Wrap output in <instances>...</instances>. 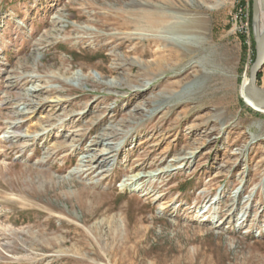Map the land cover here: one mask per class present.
Returning a JSON list of instances; mask_svg holds the SVG:
<instances>
[{
	"label": "rangeland",
	"instance_id": "obj_1",
	"mask_svg": "<svg viewBox=\"0 0 264 264\" xmlns=\"http://www.w3.org/2000/svg\"><path fill=\"white\" fill-rule=\"evenodd\" d=\"M255 60L253 0H0V264H264Z\"/></svg>",
	"mask_w": 264,
	"mask_h": 264
},
{
	"label": "bare ground",
	"instance_id": "obj_2",
	"mask_svg": "<svg viewBox=\"0 0 264 264\" xmlns=\"http://www.w3.org/2000/svg\"><path fill=\"white\" fill-rule=\"evenodd\" d=\"M258 2L260 3L259 4V8L260 9H259V12L257 13V16H256L255 21H254L255 22L254 23V32L257 31L258 36L260 37L263 34V32H264V0H258ZM152 16H155V15H151V17ZM161 17H163V16H161ZM161 17H160V19H161ZM161 22H162V20H155V22H153V23L159 25V24H161ZM186 26H189V25H186ZM176 34L178 36L180 35V39H183V41H185V40H189L187 36H189L191 34V31L190 30H180ZM205 80L206 79H203V80L197 79L194 82H192L191 84L185 86V88L182 91L183 94L184 95H190V94H193V93L202 91L205 88ZM249 80H250V78H249ZM249 80H248V82H249ZM248 82H247V84H248ZM247 84L244 86V92H245V89H246ZM106 85L111 86V87H116L118 85V83L115 82V81H107L106 82ZM149 85H150V83L148 85H146L145 88H147ZM167 99H169V96L166 97V98H164V99H162V100H160L159 102H157L155 104L156 108L159 107V106H161ZM245 99H246L247 103L249 105H251L252 107H254V108L258 109V110H264V108H257L254 105V103L248 98L246 92H245ZM109 130H112V129L107 128L105 130H102L101 133H100V135L97 137L96 141L93 143V145H99L100 144V145L104 146V148H105V150L107 152L111 150V147H110L111 145L109 143V141L111 139V135L108 133ZM196 154H198V152H189L185 156H178V157H176L175 159H173L172 161H170L171 163L168 164V166L165 168V170H167V171L180 170L183 167L181 165H177V163H179V160H181V161L182 160H187V161L189 160L190 161L194 157H196ZM106 156H107V154L100 153V155L98 157H96L95 159H93V161L97 159V161H95V162L96 163L100 162L101 165H102V164H104V163L107 162V159L108 158ZM163 172H165V171L149 172L147 174H143V173L139 172L138 174L135 175V178L133 180V182L135 184L132 183L131 188H130V191H136V190L139 189L137 182H139L140 180H143L146 177H150V178L156 177V176H158L159 174H161Z\"/></svg>",
	"mask_w": 264,
	"mask_h": 264
},
{
	"label": "water",
	"instance_id": "obj_3",
	"mask_svg": "<svg viewBox=\"0 0 264 264\" xmlns=\"http://www.w3.org/2000/svg\"><path fill=\"white\" fill-rule=\"evenodd\" d=\"M259 9L258 0H253L254 21ZM254 33L256 41V60L250 70V80L246 86L245 92L257 108H264V90L258 85V75L264 68V32L260 37L257 31Z\"/></svg>",
	"mask_w": 264,
	"mask_h": 264
},
{
	"label": "trees",
	"instance_id": "obj_4",
	"mask_svg": "<svg viewBox=\"0 0 264 264\" xmlns=\"http://www.w3.org/2000/svg\"><path fill=\"white\" fill-rule=\"evenodd\" d=\"M260 78H261V73H259L258 75V81H260Z\"/></svg>",
	"mask_w": 264,
	"mask_h": 264
}]
</instances>
